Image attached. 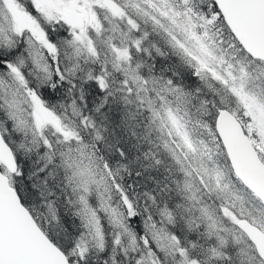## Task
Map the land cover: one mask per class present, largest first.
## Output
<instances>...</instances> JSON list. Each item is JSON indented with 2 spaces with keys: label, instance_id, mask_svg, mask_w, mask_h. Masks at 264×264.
I'll return each instance as SVG.
<instances>
[{
  "label": "snow or ice",
  "instance_id": "1",
  "mask_svg": "<svg viewBox=\"0 0 264 264\" xmlns=\"http://www.w3.org/2000/svg\"><path fill=\"white\" fill-rule=\"evenodd\" d=\"M0 264H264V0H0Z\"/></svg>",
  "mask_w": 264,
  "mask_h": 264
}]
</instances>
